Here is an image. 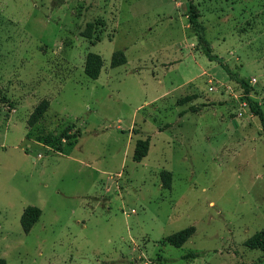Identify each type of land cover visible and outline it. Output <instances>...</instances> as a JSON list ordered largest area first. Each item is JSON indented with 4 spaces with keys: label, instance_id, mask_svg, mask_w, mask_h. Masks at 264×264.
Returning a JSON list of instances; mask_svg holds the SVG:
<instances>
[{
    "label": "rangeland",
    "instance_id": "1",
    "mask_svg": "<svg viewBox=\"0 0 264 264\" xmlns=\"http://www.w3.org/2000/svg\"><path fill=\"white\" fill-rule=\"evenodd\" d=\"M193 2L213 54L264 112V0ZM186 9L187 0H0L5 264H264L263 250L244 246L264 234V132L241 86L198 49ZM118 50L126 63L111 68ZM88 53L103 61L96 80L83 73ZM43 99L47 112L28 127ZM27 206L41 216L25 234ZM190 226L181 247L164 243Z\"/></svg>",
    "mask_w": 264,
    "mask_h": 264
},
{
    "label": "trees",
    "instance_id": "2",
    "mask_svg": "<svg viewBox=\"0 0 264 264\" xmlns=\"http://www.w3.org/2000/svg\"><path fill=\"white\" fill-rule=\"evenodd\" d=\"M194 0H187V9H186V17L190 26L191 31L194 33L196 38V44L200 52L208 59L210 62L217 63L226 73V75L239 84L243 89L244 99L253 115L258 117L261 129L264 132V112L259 107L258 103L253 101L250 98L251 88L247 81L243 80L239 77L238 73H233L228 65L225 63L223 58H220L213 54L212 47L205 35V27L199 21V12L197 7L195 6ZM85 37H90L89 33H83ZM126 63V58L124 52L122 50L115 51L111 56L110 67L116 68ZM103 67V61L100 55L95 53H88L85 56L84 64H83V73L86 77L91 80L98 79L101 70ZM49 100L43 99L41 100L33 109L32 113L29 115L27 120V126L33 127L36 123H38L44 114L47 112L49 108ZM80 135H77L75 139H78ZM64 138L67 140L68 135L65 132ZM69 140V139H68ZM149 147V138L145 140H137L134 153L133 160L135 162H141L147 156ZM160 180L161 186L165 189L171 188V172L170 171H161L160 172ZM41 216V210L36 206H27L20 217V226L22 231L25 234H28L32 227L37 223ZM195 232V228L193 226L187 227L180 231H177L164 239V243L169 244L173 247L179 248L181 247ZM244 246L249 249H260L264 251V234L256 233L250 238H248L244 242ZM197 257L196 253H188L183 258L184 259H194ZM0 264H5L3 259H0Z\"/></svg>",
    "mask_w": 264,
    "mask_h": 264
}]
</instances>
